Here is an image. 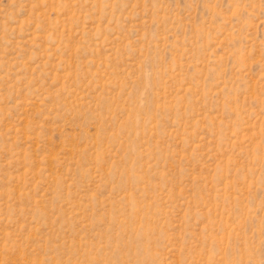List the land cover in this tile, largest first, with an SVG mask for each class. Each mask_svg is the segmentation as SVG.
<instances>
[{"label":"rangeland","instance_id":"374dc122","mask_svg":"<svg viewBox=\"0 0 264 264\" xmlns=\"http://www.w3.org/2000/svg\"><path fill=\"white\" fill-rule=\"evenodd\" d=\"M0 264H264V0H0Z\"/></svg>","mask_w":264,"mask_h":264}]
</instances>
